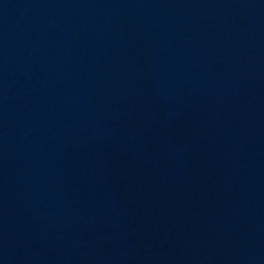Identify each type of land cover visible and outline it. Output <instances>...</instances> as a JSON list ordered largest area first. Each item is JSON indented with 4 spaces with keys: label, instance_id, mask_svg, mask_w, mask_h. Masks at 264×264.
<instances>
[{
    "label": "water",
    "instance_id": "1",
    "mask_svg": "<svg viewBox=\"0 0 264 264\" xmlns=\"http://www.w3.org/2000/svg\"><path fill=\"white\" fill-rule=\"evenodd\" d=\"M0 264H264V0H0Z\"/></svg>",
    "mask_w": 264,
    "mask_h": 264
}]
</instances>
